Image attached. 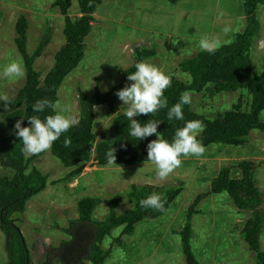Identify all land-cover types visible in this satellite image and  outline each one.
<instances>
[{"label": "rangeland", "instance_id": "1", "mask_svg": "<svg viewBox=\"0 0 264 264\" xmlns=\"http://www.w3.org/2000/svg\"><path fill=\"white\" fill-rule=\"evenodd\" d=\"M55 0H0V69L12 60L23 58L15 44L16 22L20 16L28 21L27 49H35L39 39L49 28L51 41L43 54L36 59V70L43 78L51 69L55 52L64 43V17L54 5ZM243 0H102L93 14L94 20L86 37L85 54L76 69L66 77L58 92V101L68 109L67 115L78 120V89L88 94L95 91L97 79L100 87L108 89L118 83L123 69L129 67L136 46L155 47L156 55L145 61L162 69L167 75L187 83L191 76L181 71L180 62L202 51L201 39H208L214 48L234 40L246 26ZM69 15H80L77 0H72ZM260 29L251 48L253 75L264 69V3L257 8ZM229 27L225 33L224 27ZM24 67V63H23ZM25 82L0 78V95L15 96ZM193 109L208 118L231 109L240 103L247 110L250 96L245 88L237 91L190 92ZM125 107L118 100L116 109L107 105L95 108L93 131L97 138L105 136L116 114ZM264 121V110L261 114ZM27 156H32L27 154ZM254 164V180L264 191V131L253 130L248 141L241 145L213 143L205 147L200 156L181 157V165L164 179L155 174L151 162L133 165H98L87 162L81 176L66 181L72 168L64 167L51 153L43 152L32 159L33 166L47 175L44 190L31 197L23 213L13 218L25 239L34 264H39L49 247L59 244L68 236L62 229L78 216L77 203L84 196H97L102 203L94 217L102 220L108 213L105 199L120 193L131 184L163 186L183 182V189L170 208L156 218L144 219L128 235L123 228L113 229L103 241L109 255L103 264H187L182 251L180 230L186 223V210L195 198L204 194L192 216V249L204 264H255V258L242 237V228L250 213L239 210L226 192L210 193L211 179L228 166L234 178L241 177L239 162ZM14 171L0 164V176L11 177ZM131 207L124 198L117 207L121 213ZM120 238L119 245L114 239ZM264 250V227L261 233ZM8 261L5 236L0 230V264ZM84 264H91L86 261Z\"/></svg>", "mask_w": 264, "mask_h": 264}, {"label": "trees", "instance_id": "2", "mask_svg": "<svg viewBox=\"0 0 264 264\" xmlns=\"http://www.w3.org/2000/svg\"><path fill=\"white\" fill-rule=\"evenodd\" d=\"M172 3L178 0H168ZM246 26L235 35L233 41L214 48L209 53L200 51L190 58L180 62L181 71L188 73L191 78L187 83L174 76H170L171 85L164 90L168 107L176 103L179 96L185 92H209L211 95L221 91L247 90L251 100L247 110L241 104L208 118L196 112L192 104L183 106L184 120L168 121L167 107L153 114L134 116L139 122L147 120H161L157 131L161 137L171 140L174 131L187 120H200L203 130L198 139L206 147L213 143L227 145H241L248 141L253 130L264 131V121L261 114L264 110V69L260 75H253L251 48L253 39L260 29L257 8L264 0H243ZM80 15L72 18L69 9L72 0H55L54 5L64 17V43L55 52L51 69L41 78L36 70L35 62L51 41V30L48 28L39 39L32 53L27 49L28 21L20 16L16 22L15 44L20 52L24 68L25 82L15 96H11L12 103L4 109L0 106V164L14 171L11 177L0 176V230L5 236V250L8 261L6 264H34L29 255L25 239L20 231L14 214L23 213L27 201L45 189L48 177L36 167L30 170L32 159L42 155L27 156L22 152V145L13 127L17 120L21 126H27L26 116L51 114V109L44 113H34L32 105L37 100L48 99L58 101L59 89L70 73L78 67L85 54L86 37L91 32L93 14L102 0H77ZM2 11H0V19ZM156 55L155 47L136 46L133 50V63L123 69L118 83L104 90L97 79L96 89L88 94L78 89L79 117L78 123L69 128L66 133L53 142L51 153L66 168H72L64 180L73 181L81 176L87 162L94 160L98 165H108L106 152L109 147L115 149V163L118 165H133L150 162L147 160V144L155 139V134L143 140H135L128 136L130 121L124 113L116 114L110 124L107 135L97 138L93 131L95 108L107 105L111 110L116 109L118 97L116 91L131 81L127 80L128 72L134 71L133 65L138 61H145ZM67 141V144L65 143ZM241 177L234 178L228 166L222 167L211 179L210 193L226 192L239 210L250 213L242 228V237L255 258V264H264V250L261 247V233L264 227V191L254 180V164L249 160L239 162ZM183 189V182L177 185L169 184L156 186L152 184H131L120 193H115L105 199L108 213L102 220H96L94 213L102 203L97 196L87 195L77 203L78 216L68 222L62 231L68 236L58 245L49 247L39 264H103L109 255V250L103 247V241L111 235L113 229L122 227V232L128 235L134 233L135 225L144 219L156 218L165 213L173 204ZM160 193L165 200L162 210L141 208L139 200L151 193ZM126 198L131 207L121 213L117 207ZM204 198L198 195L187 208L186 223L180 230L182 251L187 264H204L196 257L191 244L193 230L191 219L197 213V206ZM119 245L120 238L114 239Z\"/></svg>", "mask_w": 264, "mask_h": 264}, {"label": "clouds", "instance_id": "3", "mask_svg": "<svg viewBox=\"0 0 264 264\" xmlns=\"http://www.w3.org/2000/svg\"><path fill=\"white\" fill-rule=\"evenodd\" d=\"M229 27L225 26L223 31L227 33ZM199 46L202 51L213 52L214 45L208 39H201ZM134 71L128 72L127 80L131 81L124 87L118 89L115 95L125 107L124 116L130 121L128 136L135 140H143L155 134V139L147 144V160L155 167V174L164 179L174 169L181 165V157L200 156L205 151V146L198 139L203 130L200 120H187L177 127L171 140L161 137L157 127L161 120H147L144 123L133 119L141 114H153L158 110L166 108L168 121L184 120L183 106L192 103L191 94L183 92L176 103L168 107L164 90L171 85V79L162 69L147 61H138L134 65ZM24 75L22 61L12 60L0 69V78L18 80ZM106 90V89H105ZM12 103L10 97L0 95V106L8 108ZM34 113H44L51 109V114L26 116L27 126H21V120L14 124L15 136L22 145V152L30 155H38L50 149L53 142L58 140L61 134L66 133L69 128L75 126L78 121L71 115H67L68 109L62 107L59 101L51 102L48 99L37 100L32 106ZM2 121V120H0ZM67 144V141H65ZM115 149L109 147L106 152L108 164L115 163ZM165 200L160 193H151L146 198L139 200L141 208L162 210Z\"/></svg>", "mask_w": 264, "mask_h": 264}]
</instances>
